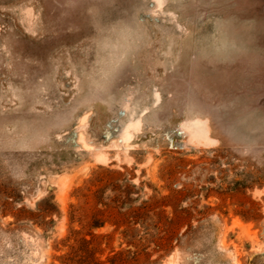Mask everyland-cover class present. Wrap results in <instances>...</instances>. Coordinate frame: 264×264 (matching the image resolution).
<instances>
[{"label": "rangeland", "instance_id": "obj_1", "mask_svg": "<svg viewBox=\"0 0 264 264\" xmlns=\"http://www.w3.org/2000/svg\"><path fill=\"white\" fill-rule=\"evenodd\" d=\"M71 231L264 264V0H0V264Z\"/></svg>", "mask_w": 264, "mask_h": 264}, {"label": "trees", "instance_id": "obj_2", "mask_svg": "<svg viewBox=\"0 0 264 264\" xmlns=\"http://www.w3.org/2000/svg\"><path fill=\"white\" fill-rule=\"evenodd\" d=\"M99 226V225H98ZM94 235L90 234V238L78 237L77 233L70 232L65 238L60 240L62 245L68 246L67 252L57 256L60 264H105V262L98 260L95 257L96 248L91 244L96 239ZM126 243L133 246L131 239H127ZM124 252H118L108 259L109 264H134L136 253L130 257H126ZM129 254V253H128ZM124 255V256H123Z\"/></svg>", "mask_w": 264, "mask_h": 264}]
</instances>
